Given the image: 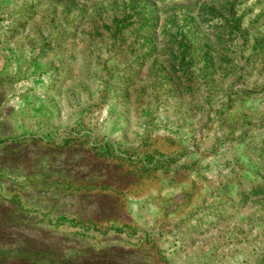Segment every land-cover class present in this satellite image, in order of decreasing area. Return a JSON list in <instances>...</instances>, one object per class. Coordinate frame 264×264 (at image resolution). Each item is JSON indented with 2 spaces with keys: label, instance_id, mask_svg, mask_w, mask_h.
<instances>
[{
  "label": "rangeland",
  "instance_id": "374dc122",
  "mask_svg": "<svg viewBox=\"0 0 264 264\" xmlns=\"http://www.w3.org/2000/svg\"><path fill=\"white\" fill-rule=\"evenodd\" d=\"M264 264V0H0V264Z\"/></svg>",
  "mask_w": 264,
  "mask_h": 264
},
{
  "label": "trees",
  "instance_id": "16d2710c",
  "mask_svg": "<svg viewBox=\"0 0 264 264\" xmlns=\"http://www.w3.org/2000/svg\"><path fill=\"white\" fill-rule=\"evenodd\" d=\"M96 259L93 258H79V264H96L97 262L95 261Z\"/></svg>",
  "mask_w": 264,
  "mask_h": 264
}]
</instances>
